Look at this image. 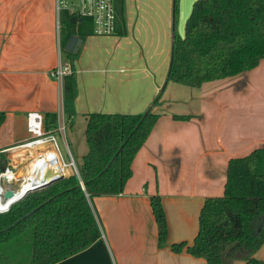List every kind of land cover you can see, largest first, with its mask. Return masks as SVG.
Segmentation results:
<instances>
[{
	"label": "crops",
	"instance_id": "0c3cea01",
	"mask_svg": "<svg viewBox=\"0 0 264 264\" xmlns=\"http://www.w3.org/2000/svg\"><path fill=\"white\" fill-rule=\"evenodd\" d=\"M55 2L0 0V110L5 113L0 149L18 177L9 185L17 187L28 163L46 149L36 146L22 154L16 146L29 135V111L55 113V125L64 124L56 133L63 161L59 140L74 161V154L87 151L88 112L151 109L158 118L132 160L123 190L87 196L99 237L53 264H207L185 247L172 250L171 243L192 242L204 199L223 193L229 158L264 146V57L251 69L197 87L166 80L173 33L184 30L189 13L181 1L176 12L174 0H122L116 33L118 26L122 32L77 36L69 53L62 47ZM58 62L72 66L70 96L64 77L48 74ZM154 194L168 224L161 245L150 206ZM255 255L264 259V243Z\"/></svg>",
	"mask_w": 264,
	"mask_h": 264
},
{
	"label": "trees",
	"instance_id": "16d2710c",
	"mask_svg": "<svg viewBox=\"0 0 264 264\" xmlns=\"http://www.w3.org/2000/svg\"><path fill=\"white\" fill-rule=\"evenodd\" d=\"M116 9L121 15L122 0H116ZM59 20L63 48L71 35L92 34L88 18L64 10ZM184 27L183 36L173 33L166 80L197 87L251 69L264 57V0H194ZM121 32L118 26L117 33ZM64 79L65 95L70 96L71 75ZM85 116L87 151L77 167L78 174L29 190L0 212V262L20 264L15 255L24 241L30 247L25 264H53L94 242L100 230L86 193L94 196L123 190L132 174V160L158 118L151 109L141 113L93 111ZM4 117L0 110V123ZM55 123V113H47L45 129ZM7 161L1 152L0 170ZM150 206L161 245L167 240L168 224L158 194L151 195ZM262 243L264 146H259L229 158L223 193L204 199L192 242H174L171 248L180 251L185 247L207 264L230 259L264 264V259L255 255Z\"/></svg>",
	"mask_w": 264,
	"mask_h": 264
},
{
	"label": "built area",
	"instance_id": "2783aa9c",
	"mask_svg": "<svg viewBox=\"0 0 264 264\" xmlns=\"http://www.w3.org/2000/svg\"><path fill=\"white\" fill-rule=\"evenodd\" d=\"M55 8L58 15L57 24L60 26V13L61 11H67L70 14H74L77 17H84L91 20L92 34L95 35H111L116 33V0H56ZM72 66L69 62H58L53 66L48 74L55 79H62L64 76L72 73ZM65 126L59 122L51 129H45L44 116L38 111H29L26 115V129L28 137L22 143L16 145L19 149H28L33 147H45L46 149H53L56 152L57 159L64 168L72 166L74 172L78 174V168L74 159L71 157L68 151L70 159L66 162L60 156L59 145L57 142L56 133H62ZM43 149L42 151H46ZM5 149H0V153ZM18 152V151H17ZM21 153V152H20ZM38 156V155H37ZM18 158H22V155H16ZM29 166H32V161ZM28 166V167H29ZM18 177L15 174L13 167L5 165L0 170V203H4L5 207L0 208V212L7 211L9 206L14 202V197L4 199L3 194L6 189H11L14 194L19 189L24 181V176L21 177L19 185L12 187L9 185L13 181H17ZM88 196V193H86ZM12 199V200H11ZM16 201V200H15Z\"/></svg>",
	"mask_w": 264,
	"mask_h": 264
},
{
	"label": "bare ground",
	"instance_id": "6f19581e",
	"mask_svg": "<svg viewBox=\"0 0 264 264\" xmlns=\"http://www.w3.org/2000/svg\"><path fill=\"white\" fill-rule=\"evenodd\" d=\"M31 164L32 166L28 167L27 173L24 175V181L14 194V198L23 193L27 188H31L35 183L48 180L61 172H66V168L61 165L57 159L56 152L53 151V149L41 151ZM3 207H5V204L1 202L0 208Z\"/></svg>",
	"mask_w": 264,
	"mask_h": 264
},
{
	"label": "rangeland",
	"instance_id": "374dc122",
	"mask_svg": "<svg viewBox=\"0 0 264 264\" xmlns=\"http://www.w3.org/2000/svg\"><path fill=\"white\" fill-rule=\"evenodd\" d=\"M179 1H181V8L183 10H185V11H188L189 12L188 15H189L190 11H191L192 3H193L194 0H174V6H175V11L176 12L180 8ZM172 4H173V0H172ZM184 32H185V27H184V30L179 32V33H178L177 30L174 31L175 35L181 34L179 36H183ZM59 144H60L61 152H63V154H62L63 158L66 161H68L70 159V157L68 156V154H66L64 144L60 140H59ZM20 152L22 154H25L26 150L25 149H20ZM74 158H75L76 166L80 167L82 157L80 155H78V154H74ZM21 163H24V162L21 161L20 164ZM23 165H27V163H24ZM73 172H74V170H73L72 166H69V167L66 168L65 175H69V174H71ZM16 253H17V255H15V257L17 259V262H19L20 264H25V263H23L24 262V256H29V254H30L29 243H26V241L22 242L19 245L18 252H16ZM0 264H6V263L2 261V262H0Z\"/></svg>",
	"mask_w": 264,
	"mask_h": 264
},
{
	"label": "water",
	"instance_id": "95a60500",
	"mask_svg": "<svg viewBox=\"0 0 264 264\" xmlns=\"http://www.w3.org/2000/svg\"><path fill=\"white\" fill-rule=\"evenodd\" d=\"M78 41H79V38L76 36V35H71L65 42V45H64V49L67 50V51H74L76 49V46L78 44ZM172 58V56H171ZM171 58H170V62H171ZM65 173L61 172L60 174L48 179V180H43L39 183H35L31 188H27L23 193H21L20 195H18L17 197L14 198V201L21 198L27 191L29 190H32V189H36V188H39V187H42V186H45L47 185L48 183L52 182L53 180L61 177V176H64ZM3 197L4 199H9V198H12L14 197V192L11 190V189H6L4 191V194H3Z\"/></svg>",
	"mask_w": 264,
	"mask_h": 264
}]
</instances>
